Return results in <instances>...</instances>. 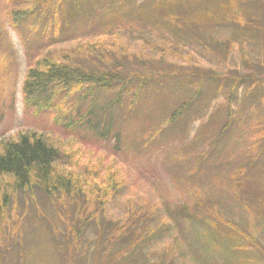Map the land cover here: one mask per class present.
<instances>
[{"label": "rangeland", "instance_id": "374dc122", "mask_svg": "<svg viewBox=\"0 0 264 264\" xmlns=\"http://www.w3.org/2000/svg\"><path fill=\"white\" fill-rule=\"evenodd\" d=\"M143 1L0 0V156L35 134L87 185L85 199L56 202L0 175L1 264H233L227 245L264 264V0H232L255 28L209 13L199 40L138 17ZM12 12L28 14L15 26ZM92 57L132 76L93 95L75 88L43 114L25 108L40 61ZM207 231L223 237L220 250Z\"/></svg>", "mask_w": 264, "mask_h": 264}, {"label": "trees", "instance_id": "16d2710c", "mask_svg": "<svg viewBox=\"0 0 264 264\" xmlns=\"http://www.w3.org/2000/svg\"><path fill=\"white\" fill-rule=\"evenodd\" d=\"M162 0H144L140 2L138 6L141 7L139 16H144L143 19L151 21L157 24H171L170 30H179V32H187L199 40V36L202 35L200 25L205 23L202 16H207L211 13L213 20L223 18L225 23L233 25H241L245 28H255L257 18H253L246 13L243 18L235 17L237 9L241 10V7L237 6V3H233L232 0H167L165 3ZM235 1V0H234ZM238 5L247 4L248 0H237ZM250 3V2H249ZM249 5V4H248ZM126 13H129L128 11ZM28 13L12 12L11 17L15 26H18L19 22ZM26 17V16H25ZM202 20V23L199 22ZM197 24H200L197 26ZM178 27V28H177ZM205 47V43L202 44ZM93 59V57L91 58ZM93 60L87 59L88 65L85 62L72 61L69 63H58L51 58H45L40 61L37 66L30 69L25 77L24 85L22 88L23 101L26 109H32L36 114H43L54 109L55 102L60 95H63V99L69 96L72 91L81 89L84 91V96L87 94H94L100 91L109 90L115 85L113 82L122 81L128 79V76L115 73V70H103L94 64ZM105 62L102 59H99ZM145 76V77H144ZM139 81V87L136 93L139 92L144 85L149 83V76L144 75ZM134 93V97L137 95ZM190 102L184 105L181 104L174 112L171 113L170 121H176L183 111H186ZM96 136H99L96 133ZM18 142L5 144L4 150L0 156V175L7 176L14 184V190L24 189H39L43 194L53 199L54 201H61L62 199L71 200L73 202L81 201L86 198V183L74 174L61 173L56 164L60 159V152L55 147H52L46 143L43 138H37V135L22 136ZM248 172L244 167H241L235 174L236 177L246 178ZM235 179V177H234ZM242 179V180H244ZM242 183V181H240ZM264 195V192H262ZM264 204V203H263ZM8 206L7 198L0 206V226L4 222L5 214L4 209ZM207 206L205 205V214ZM183 210L188 211L184 208ZM212 217V216H211ZM204 235L210 242L211 250H220L224 241L216 235L210 234ZM207 234V233H205ZM227 245V244H226ZM225 245V246H226ZM228 254L234 257L233 264H252V258L248 255H243L242 250L237 246H226ZM220 252V251H219ZM222 252V251H221ZM1 253V252H0ZM263 261L264 253L260 251ZM222 255V254H220ZM2 256V254H1ZM0 256V264L2 259ZM109 256V255H105ZM102 257L106 264H123L126 261V257L122 260H117L110 257ZM130 256V255H127ZM111 261H109V260ZM108 260V261H107ZM127 264H133L132 256L127 258ZM62 263L70 262L67 260H61ZM99 264H104L101 261H96ZM217 263L215 261H208L205 259V264ZM95 263V260H94ZM96 263V264H97ZM69 264V263H67Z\"/></svg>", "mask_w": 264, "mask_h": 264}]
</instances>
